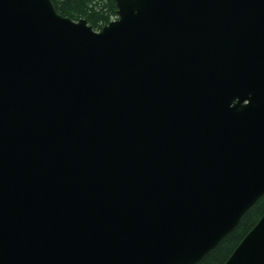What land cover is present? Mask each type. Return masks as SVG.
Wrapping results in <instances>:
<instances>
[{
	"label": "water",
	"instance_id": "1",
	"mask_svg": "<svg viewBox=\"0 0 264 264\" xmlns=\"http://www.w3.org/2000/svg\"><path fill=\"white\" fill-rule=\"evenodd\" d=\"M116 3L0 0V264H199L264 196V0Z\"/></svg>",
	"mask_w": 264,
	"mask_h": 264
},
{
	"label": "trees",
	"instance_id": "2",
	"mask_svg": "<svg viewBox=\"0 0 264 264\" xmlns=\"http://www.w3.org/2000/svg\"><path fill=\"white\" fill-rule=\"evenodd\" d=\"M58 14L73 21L85 19L95 31L118 17L116 0H51ZM264 216V196L244 215L238 227L199 264H225Z\"/></svg>",
	"mask_w": 264,
	"mask_h": 264
},
{
	"label": "bare ground",
	"instance_id": "3",
	"mask_svg": "<svg viewBox=\"0 0 264 264\" xmlns=\"http://www.w3.org/2000/svg\"><path fill=\"white\" fill-rule=\"evenodd\" d=\"M213 251V250H212Z\"/></svg>",
	"mask_w": 264,
	"mask_h": 264
}]
</instances>
